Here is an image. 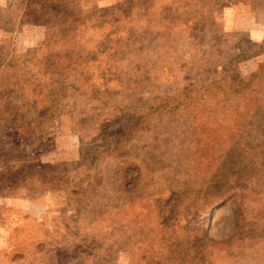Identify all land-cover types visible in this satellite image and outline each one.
Here are the masks:
<instances>
[{
    "label": "rangeland",
    "instance_id": "374dc122",
    "mask_svg": "<svg viewBox=\"0 0 264 264\" xmlns=\"http://www.w3.org/2000/svg\"><path fill=\"white\" fill-rule=\"evenodd\" d=\"M143 1L0 0V264H264V0Z\"/></svg>",
    "mask_w": 264,
    "mask_h": 264
},
{
    "label": "trees",
    "instance_id": "16d2710c",
    "mask_svg": "<svg viewBox=\"0 0 264 264\" xmlns=\"http://www.w3.org/2000/svg\"><path fill=\"white\" fill-rule=\"evenodd\" d=\"M143 2L150 7L147 8V10L151 11L153 9L152 7L155 4V0H144ZM237 2H240V0H163L159 7L160 13L158 17L160 21L157 19L158 25L156 29L159 30L163 28L166 29L167 32L177 29L179 26L186 27V29H189L191 32H203L207 27L213 28L215 26V15L221 7H224L225 4L233 5ZM184 15L187 16L186 20L182 18ZM154 16L155 15H153V17ZM110 20L109 24H112L109 28L112 31L110 35H114L117 32L116 28L120 21L116 19V17ZM114 26H116V28H114ZM256 29L257 27L248 32H250L253 42H260L263 39V32H258ZM155 36L158 37L159 33L156 32ZM255 107L252 108V112L256 110Z\"/></svg>",
    "mask_w": 264,
    "mask_h": 264
}]
</instances>
